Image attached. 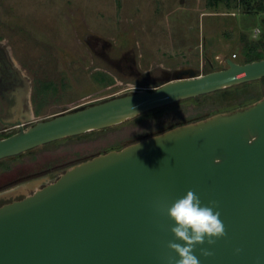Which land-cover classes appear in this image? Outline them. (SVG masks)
<instances>
[{
    "label": "water",
    "instance_id": "1",
    "mask_svg": "<svg viewBox=\"0 0 264 264\" xmlns=\"http://www.w3.org/2000/svg\"><path fill=\"white\" fill-rule=\"evenodd\" d=\"M172 75L154 88L115 94L26 128L16 123L18 130L0 137V160L260 79L264 58H227L221 69L190 66ZM189 189L203 203L214 202L225 228L212 245H195L201 264H264V94L93 155L0 204V264H176L167 247L174 236L166 208Z\"/></svg>",
    "mask_w": 264,
    "mask_h": 264
},
{
    "label": "rangeland",
    "instance_id": "2",
    "mask_svg": "<svg viewBox=\"0 0 264 264\" xmlns=\"http://www.w3.org/2000/svg\"><path fill=\"white\" fill-rule=\"evenodd\" d=\"M0 40L35 77L38 104L44 95L50 100L51 92L53 104L46 108L50 112L65 108L57 105L76 108L99 101L100 96L114 90L115 94L127 92L124 87L133 83L150 82L146 85L155 87L161 69L175 71L191 66L208 72L225 67L227 58L243 63L245 43H258L261 49L264 45V9L247 13L240 4L226 7L221 1L214 6L209 0H0ZM105 56L118 64L123 58L135 60L140 74L119 69ZM256 81H251L252 85ZM251 89L252 99L262 96L264 82L258 81ZM210 96L150 110L105 131L84 132L79 139L69 137L37 146L5 158L0 171L2 165L19 171L23 166H35L40 154L53 153L62 144L72 147L107 135L114 139L122 130L132 132L127 139L112 141L124 146L145 134L165 130L178 120L204 118L219 109L212 103L215 96ZM68 160L67 155L57 158L55 166L5 188L0 198H15L52 181ZM31 182L32 186L27 185Z\"/></svg>",
    "mask_w": 264,
    "mask_h": 264
},
{
    "label": "flooded vegetation",
    "instance_id": "3",
    "mask_svg": "<svg viewBox=\"0 0 264 264\" xmlns=\"http://www.w3.org/2000/svg\"><path fill=\"white\" fill-rule=\"evenodd\" d=\"M104 59L114 62L115 65L118 64L117 61L115 62L116 59H110L109 56H105ZM121 61L123 62L118 64L119 69L135 71L136 73L140 74L135 68L132 59L131 61H128L123 58ZM172 74L173 71L161 69V75L158 77V83L160 84L171 78ZM34 81L35 77L31 76L24 70V68H22V66L13 57L12 53L8 50L7 46L0 40V137L7 136L18 130L19 126L16 123H21L23 128H26L37 120L49 117L65 110H69L74 107H67L68 105L66 104L57 105L58 108H65L47 112V106L53 104L51 92H49L50 100H47L44 95L40 100L41 104H38V100L36 99L37 93L35 87L33 86ZM146 84L151 83H145V85L133 83L124 87V89L126 91H130L139 88H154L153 86ZM113 92H115V90L106 95H114L115 93ZM106 95H102L100 97L105 99ZM180 122H183V120H178L174 125L179 124ZM28 175L29 174L19 172L18 169H12V167H3V169L0 171V192L9 186L20 183L21 179ZM10 200L13 199L11 197L0 198V204Z\"/></svg>",
    "mask_w": 264,
    "mask_h": 264
},
{
    "label": "trees",
    "instance_id": "4",
    "mask_svg": "<svg viewBox=\"0 0 264 264\" xmlns=\"http://www.w3.org/2000/svg\"><path fill=\"white\" fill-rule=\"evenodd\" d=\"M209 1L214 6H218V4L222 1V3L226 7H234V8H236L240 4L243 7L244 11L247 13H252L255 11L258 12V11H261L264 9V1H262V0H256V4L254 6H253L254 0H209ZM259 46L260 45L258 43L257 44L256 43H245V46H244V53L246 55L245 59H244L245 62L264 58V45H262V49L259 48ZM234 55L236 56V54H234ZM253 81H255V80H253ZM258 81L264 82V77L258 79ZM258 81L254 82L253 85H252L251 81H248V82H244L241 84L233 85L231 87H226V88L217 90V92H215V94H212L211 96L212 97H213V95L215 96L212 98V103L217 104L218 105L217 107L219 109L216 111H212V112L216 113V112L230 111V110L236 109L238 107L248 105V104L252 103L253 101L259 99L261 96H258L255 99H252L251 96H249V94H251V92H252V89L250 91V87L251 86L255 87L258 84ZM207 94H202L203 98L206 99V96H210V94L209 95H207ZM198 97L201 98V95H198V96H195L192 98H193V100H195V98H198ZM192 98H190V100ZM237 98H240V99L236 100ZM182 100H185V99H182ZM179 101H181V100H179ZM179 101H177V102H179ZM182 102H185V101H182ZM240 103H241V106H239ZM173 104H175V102L172 104H169V105H173ZM235 104L238 106L235 107L236 106ZM169 105H166V106H169ZM166 106L156 108L154 110H151V112L161 110V109L165 108ZM206 116H208V115H206ZM201 118H196V119L195 118H189V120L188 119L186 121L183 120V122H180L179 124L187 123V122L194 121V120L201 119ZM107 128L99 129L98 131H105V130H107ZM92 131H95V130H92ZM161 131H163V130H161ZM131 134H133V133L122 130V131H119L118 134L113 137L114 139H110V135H107V136L97 138L95 141H90L88 143L74 145L72 147L68 146V144L59 145L58 146L59 148L57 150H55V152H53V153L48 152V153L40 154V156H38V158L36 159V165L35 166H26L25 169L23 166V168H22L23 170H21V171H19V169H18V171L21 173L29 174L28 176L22 178L21 181H23L24 179H27L29 177H33V176H36V175H39L41 173L46 172V171H44L45 169L49 170V168L55 166L56 163L57 164L62 163L63 160L60 162H56V163H53V162L57 158H62L65 155H67L68 159H69L67 161L69 164L66 165V168H67V167L71 166L72 164H75V163L83 161L87 158H90L95 153L97 154L100 152H106V151L111 150V149H120L122 146H119L117 144L113 145L112 141L118 140V139H119V141H121V139H127L129 137H126V136H129ZM146 135L147 134H145V136ZM69 137L70 138L77 137V139H79V137H81V135L79 134V135H74V136H67V137H64L62 139H58L55 141L48 142V144H52V143H56V142H63ZM83 147H85V148H83ZM92 150L95 152L90 153V151H92ZM16 156L17 155H15L14 157H16ZM11 157H13V156H11ZM7 158H9V157H7ZM4 159H1L2 161L0 160V162H3ZM2 166L5 167V165H2Z\"/></svg>",
    "mask_w": 264,
    "mask_h": 264
},
{
    "label": "clouds",
    "instance_id": "5",
    "mask_svg": "<svg viewBox=\"0 0 264 264\" xmlns=\"http://www.w3.org/2000/svg\"><path fill=\"white\" fill-rule=\"evenodd\" d=\"M166 215L172 221L170 231L174 236L167 247L177 255L176 264H201L194 251L195 245L205 242L212 245L214 238L225 234L224 224L214 202L203 203L190 189L167 206ZM200 252L203 256L211 254L207 248H201Z\"/></svg>",
    "mask_w": 264,
    "mask_h": 264
},
{
    "label": "crops",
    "instance_id": "6",
    "mask_svg": "<svg viewBox=\"0 0 264 264\" xmlns=\"http://www.w3.org/2000/svg\"><path fill=\"white\" fill-rule=\"evenodd\" d=\"M132 62L134 64L135 68L138 69L137 64H136V61L132 59Z\"/></svg>",
    "mask_w": 264,
    "mask_h": 264
},
{
    "label": "built area",
    "instance_id": "7",
    "mask_svg": "<svg viewBox=\"0 0 264 264\" xmlns=\"http://www.w3.org/2000/svg\"><path fill=\"white\" fill-rule=\"evenodd\" d=\"M235 55H233V57H234Z\"/></svg>",
    "mask_w": 264,
    "mask_h": 264
}]
</instances>
